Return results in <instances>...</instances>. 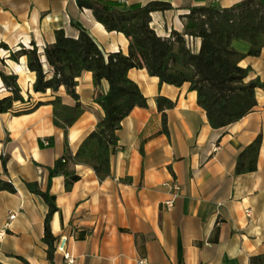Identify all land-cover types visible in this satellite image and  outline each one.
<instances>
[{"label":"crops","instance_id":"crops-1","mask_svg":"<svg viewBox=\"0 0 264 264\" xmlns=\"http://www.w3.org/2000/svg\"><path fill=\"white\" fill-rule=\"evenodd\" d=\"M124 5L168 2L173 10L152 14V28L161 37L173 30L182 33L188 9L198 5L230 8L244 0H109ZM64 30L74 37L86 31L105 54H127L129 42L120 33L108 32L92 11L80 9L76 0H0V71L18 76L25 103L15 111L43 106L22 116L0 115V174L17 193L0 192V263L50 264L43 242L48 206L26 183L37 182L46 191L49 169L66 153L74 156L84 139L96 129L103 111L94 102L92 74L78 79L79 103L85 110L68 131L54 125L57 96L74 107L77 101L64 87L58 93H35L36 74L22 57L11 53L34 45L43 53ZM199 50L201 41H193ZM234 48L247 54L250 45L236 41ZM45 57L42 62L45 63ZM240 66L251 67V79L264 83V49L259 57H246ZM46 73L49 68L45 64ZM52 74H48L50 78ZM129 77L148 100L147 108H135L118 132L119 146L111 158L112 175L100 182L95 172L75 167L80 177L67 192L64 177H56L50 195L58 211L51 222L55 237H67L74 264H250L264 255V89L256 90L257 106L241 121L213 129L189 86L160 85L146 70L132 69ZM107 83L104 88L107 89ZM11 93L0 78V98ZM175 102L166 111L168 133L156 99ZM261 135L263 142L255 172L237 176L238 156ZM52 139V141H51ZM52 143L49 146L44 142ZM143 150V152H142ZM3 157H7L5 166ZM177 183L181 193L172 210L162 203ZM251 210V216L246 214ZM15 215L13 220L10 216ZM23 258L27 263L20 260ZM54 264H67L56 253Z\"/></svg>","mask_w":264,"mask_h":264},{"label":"trees","instance_id":"trees-1","mask_svg":"<svg viewBox=\"0 0 264 264\" xmlns=\"http://www.w3.org/2000/svg\"><path fill=\"white\" fill-rule=\"evenodd\" d=\"M76 2L80 9L91 10L106 31L120 33L127 38V54L122 51L105 54L86 31L80 30L77 36L71 37L64 30H58L54 43L48 44L42 54L34 45L30 49L22 47L9 57L14 62L26 58L28 69L36 74L35 93L48 90L58 93L64 87L67 94L77 101L76 106L70 107L57 96L48 103L53 106L54 125L64 130L66 148L69 129L85 113L76 89L78 79L86 72L92 74L96 89L94 102L104 114L76 154L66 153L49 169L46 191H42L37 182L26 183L29 192L41 197L48 206L43 242L47 246L50 264H54L59 241L51 229L52 218L58 211L50 195L52 180L64 177L65 190L69 192L80 179L75 171L77 165L91 168L100 182L111 177V158L119 146L118 132L123 121L135 108L148 107L147 98L129 77L130 70H146L149 76L159 79L160 85L177 88L188 85L190 92L197 93V104L205 112L209 125L217 130L225 129L252 113L257 106L256 90L264 89L259 78H250L251 67L240 66L246 57H259L264 49V0H244L230 8L211 4L191 7L183 16L184 31L173 30L168 37L159 36L151 26L153 13L174 9L168 2L152 1L146 5L130 6L109 0ZM196 39L201 41L198 51L193 44ZM236 41L248 43L249 52L243 54L236 50L233 46ZM43 56L45 63L42 62ZM45 64L49 73H46ZM48 74L52 76L48 78ZM0 78L11 93L0 98V115L13 112L14 116H22L44 105L38 103L30 109L15 111L17 103L26 102L18 76L0 71ZM104 83H107V89ZM156 104L162 114L163 131L168 133L166 111L173 109L175 102L159 96ZM262 142L259 135L238 156L237 176L257 170ZM6 162L7 157H3L4 166ZM0 192L17 193L14 184L3 179L1 174ZM250 264H264V255L251 258Z\"/></svg>","mask_w":264,"mask_h":264},{"label":"built area","instance_id":"built-area-1","mask_svg":"<svg viewBox=\"0 0 264 264\" xmlns=\"http://www.w3.org/2000/svg\"><path fill=\"white\" fill-rule=\"evenodd\" d=\"M218 1V0H217ZM3 58L0 57V67L2 66ZM45 146H49V142H44ZM181 193V187L177 183L173 184L171 187V194L170 198L162 203L163 209H166L168 211L172 210L177 198L179 197ZM251 210H246V214L248 216H251ZM15 218V215L10 216V220H13ZM3 234H0V239L3 237ZM67 237H62L57 243H56V253L61 254L67 264H74L75 258L72 256V254L67 250ZM139 264H147L145 260H142L139 262Z\"/></svg>","mask_w":264,"mask_h":264}]
</instances>
